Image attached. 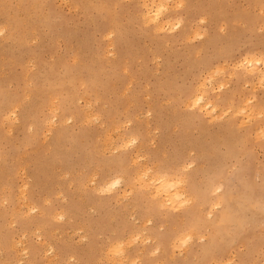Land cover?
Segmentation results:
<instances>
[{"label":"rangeland","instance_id":"374dc122","mask_svg":"<svg viewBox=\"0 0 264 264\" xmlns=\"http://www.w3.org/2000/svg\"><path fill=\"white\" fill-rule=\"evenodd\" d=\"M152 1L0 0V264H93L110 239L136 232L141 241L151 238L128 249L143 264H264L260 122L244 128L237 127L240 117L209 122L262 95L257 75L233 66L264 47V2L161 0L167 13L159 25L144 26ZM178 18L180 28L169 31ZM198 27L207 34L188 42ZM217 67L223 74L205 83ZM199 93L204 103L189 110V98ZM93 114L104 128L86 123ZM124 120L139 137L136 146L101 154L106 132ZM137 155L147 159L133 164ZM186 161H195L187 190L200 198L180 212L159 210L133 184L103 196L84 187L93 172L103 179ZM212 178L225 187L222 207L208 219L216 198L203 191ZM33 206L38 211L29 214ZM59 211L64 219L57 222ZM188 226L195 227L191 243L173 251L170 241ZM157 245L160 251L149 255ZM49 246L54 251L45 256Z\"/></svg>","mask_w":264,"mask_h":264},{"label":"snow or ice","instance_id":"6c2138e0","mask_svg":"<svg viewBox=\"0 0 264 264\" xmlns=\"http://www.w3.org/2000/svg\"><path fill=\"white\" fill-rule=\"evenodd\" d=\"M264 2V0H262ZM182 4H176V7H181ZM147 8V5H145ZM168 7L166 3H160L154 8H148L144 13V26L158 24L160 18L167 13ZM261 14H264V8L261 9ZM206 22L205 17H201L198 21L199 24H204ZM182 21L178 18L174 22H170L169 31H175L180 28ZM163 30V29H158ZM225 26L222 24L219 31L223 33ZM260 31L264 33V26L261 27ZM206 30L202 28H196L193 30L192 34L186 39L188 42H193L195 40L203 39L206 35ZM111 55V53H109ZM235 70L242 71L245 75L253 76L258 74L257 88L261 91L262 95L259 101L255 94L246 98L243 104L238 107L235 111L232 108H227L220 112L217 116H212L209 122L215 120H223L226 117L235 119L240 117L237 127L244 128L248 126L249 123L256 120L259 121V126L255 132V138L258 141H264V47L258 51L246 54L243 56L234 66ZM223 69L217 67L208 77L205 79V83H210L216 76L222 75ZM203 87V85H201ZM224 84H220V88H223ZM204 98L203 93H199L191 99V101L186 105V107L191 109H196L201 105ZM87 108L90 110L92 105L89 104ZM204 111L203 108L200 109ZM212 112H216L213 108ZM150 115V113H149ZM210 115L211 113H206ZM72 117L66 119V123H71ZM51 123V121L49 122ZM87 124H96L97 126L104 128L105 125L99 114L90 115L86 121ZM131 127V120H124L118 122L114 128L107 131L105 134V145L101 149V154L103 155H115L121 151H128L134 148L139 141V137L134 133H128L127 129ZM193 155V153H190ZM146 156L137 155L133 160V164H139L141 161L146 160ZM195 166V161H186L174 169L164 170V171H154L152 166H144L137 169L133 174L129 175L125 171L114 172L110 176H105L100 179L98 172H93L89 175L87 183L84 187L91 186L92 190L97 195H113L121 192L126 184H133L138 187L139 190L148 193V200L155 204V206L161 211H171L180 212L183 209L190 208L197 199L200 198L199 193H190L187 190V176L186 173ZM235 171V165L228 169V175H231ZM223 170L217 175H222ZM99 181V183H97ZM224 182L223 180L217 181L215 178L209 180L206 188L203 191L204 198H216L211 201L208 212L206 213V218L211 219L213 212L219 210L223 204L224 192ZM131 191H123L125 197L130 196ZM45 203H50L45 201ZM38 209L33 206L28 209V213H34ZM54 219L59 222L64 219V213L62 211L57 212ZM147 224H151V219L146 221ZM162 227V226H161ZM195 231L194 226H188L184 229L179 230L176 235L170 241V246L173 251L185 249L193 239V233ZM87 237L82 236L81 239L84 240ZM205 237L200 236L199 239L203 240ZM151 238H145L141 241V233L136 232L130 234L126 239H110L107 245L102 249L101 255L97 258L93 264H143L141 256L137 254L134 257H129L128 249L135 245L138 241L141 243H148ZM19 243V241H17ZM54 249L49 246L45 251L44 255L48 256L52 254ZM160 251L159 245H157L149 253V255H156ZM69 259H74V257H69ZM49 264H57L55 261H50ZM67 264V262H64ZM79 264V262H77ZM224 264H232L231 260L225 261Z\"/></svg>","mask_w":264,"mask_h":264},{"label":"bare ground","instance_id":"6f19581e","mask_svg":"<svg viewBox=\"0 0 264 264\" xmlns=\"http://www.w3.org/2000/svg\"><path fill=\"white\" fill-rule=\"evenodd\" d=\"M92 1H93V0H86L87 3H91ZM148 3H149V2H148ZM160 3H162L161 0L152 1V2H151V5L148 4V5H147V8H145V12L148 10V8H154L155 6H157V5L160 4ZM166 4H167V3H166ZM105 6H107V5H105ZM105 6H104V7H105ZM160 20H161V19H160ZM160 20H159V21H160ZM164 21H165V20H164ZM166 23H167V22H165L164 24H166ZM161 24H162V23H161ZM161 24H160V25H161ZM158 25H159V24H158ZM167 27H169V24H168ZM167 29H168V28H167ZM241 75H242V74H241ZM256 75H257V77H258V74H256ZM192 98H193V97H192ZM188 101L190 102V101H191V98H189ZM189 102H188V103H189ZM202 102H203V100H202ZM202 102H201V103H202ZM208 102H209V101H208ZM203 103H204V102H203ZM209 103H211V102H209ZM206 104H207V102H206L205 104H202L203 107H205L204 105H206ZM213 106H214V105H210V107H209L208 105H206V109H210V111H211L213 108H215V107H213ZM203 109H204V108H203ZM204 110H205V109H204ZM205 112H206V111H205ZM48 216H52L51 213H49ZM193 234H194V233H193ZM75 261H76V260H75Z\"/></svg>","mask_w":264,"mask_h":264}]
</instances>
